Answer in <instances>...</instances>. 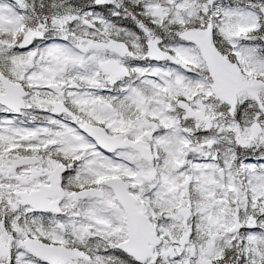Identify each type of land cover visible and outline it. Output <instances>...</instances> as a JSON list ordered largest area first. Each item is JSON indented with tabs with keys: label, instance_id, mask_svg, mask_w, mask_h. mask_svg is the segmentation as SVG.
Returning <instances> with one entry per match:
<instances>
[{
	"label": "snow or ice",
	"instance_id": "1",
	"mask_svg": "<svg viewBox=\"0 0 264 264\" xmlns=\"http://www.w3.org/2000/svg\"><path fill=\"white\" fill-rule=\"evenodd\" d=\"M0 264H264V0H0Z\"/></svg>",
	"mask_w": 264,
	"mask_h": 264
}]
</instances>
